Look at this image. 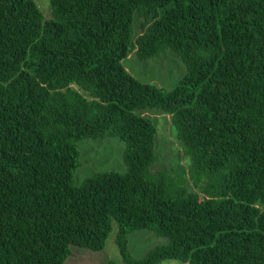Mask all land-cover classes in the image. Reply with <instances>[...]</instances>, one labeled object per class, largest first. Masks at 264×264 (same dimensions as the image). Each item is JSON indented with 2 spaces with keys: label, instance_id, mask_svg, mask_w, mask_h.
<instances>
[{
  "label": "trees",
  "instance_id": "obj_1",
  "mask_svg": "<svg viewBox=\"0 0 264 264\" xmlns=\"http://www.w3.org/2000/svg\"><path fill=\"white\" fill-rule=\"evenodd\" d=\"M51 7L0 0V264H66L115 223L128 264H264V0ZM167 49L186 67L170 90L123 64ZM150 108L171 116L176 167H154L157 127L137 111ZM107 136L126 170L76 184L79 141ZM142 229L168 242L134 256Z\"/></svg>",
  "mask_w": 264,
  "mask_h": 264
},
{
  "label": "rangeland",
  "instance_id": "obj_2",
  "mask_svg": "<svg viewBox=\"0 0 264 264\" xmlns=\"http://www.w3.org/2000/svg\"><path fill=\"white\" fill-rule=\"evenodd\" d=\"M44 15L51 12V0H36ZM140 20L136 21V32H141ZM125 67L138 79L154 83L166 90L174 88L184 75L186 67L177 53L170 49L161 55L140 60L135 52H132L123 60ZM149 115L157 127L156 151L158 161L155 168L176 167L178 162H183L181 143L176 137V131L171 121V116L158 108L137 110ZM81 154V166L75 172L74 180L80 184L86 177L96 171L118 170L125 171L123 160L125 144L118 136L105 138H85L79 141ZM185 162V161H184ZM189 189L194 190L192 183ZM117 224L110 233L104 249L94 251L83 247H74V255L69 257L66 264H128L124 261L116 241ZM128 248L137 257L144 256L151 248L158 244L167 243L168 238L159 236L151 229H142L128 235ZM162 264H189L177 260H167Z\"/></svg>",
  "mask_w": 264,
  "mask_h": 264
}]
</instances>
